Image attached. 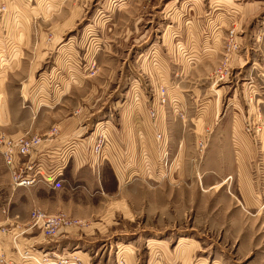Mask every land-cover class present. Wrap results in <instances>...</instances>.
Returning a JSON list of instances; mask_svg holds the SVG:
<instances>
[{
    "label": "rangeland",
    "instance_id": "1",
    "mask_svg": "<svg viewBox=\"0 0 264 264\" xmlns=\"http://www.w3.org/2000/svg\"><path fill=\"white\" fill-rule=\"evenodd\" d=\"M2 7L0 47L15 41L19 52L0 69V134L78 127L87 150L102 139L127 180L114 192L105 165L69 170L51 188L12 190L0 158V227L28 228L31 208L80 220L67 231L73 236L48 246L38 228L18 243L61 258L83 253V264H116L117 250L123 264H264V0H0ZM230 33L238 47L228 79L218 81ZM46 88L54 91L40 93ZM160 88L167 101L151 117ZM125 130L131 139L120 143ZM209 182L232 193L243 184L251 209L228 205L226 187L212 197L203 191ZM98 183L107 194H94Z\"/></svg>",
    "mask_w": 264,
    "mask_h": 264
},
{
    "label": "built area",
    "instance_id": "2",
    "mask_svg": "<svg viewBox=\"0 0 264 264\" xmlns=\"http://www.w3.org/2000/svg\"><path fill=\"white\" fill-rule=\"evenodd\" d=\"M2 10H4L3 7L0 11ZM232 36L233 33H230L229 38L225 40L224 54L215 71L218 81L228 79L230 75L229 56L238 47V44L234 41ZM167 97L166 91L160 88L158 100L150 109L151 117H154L156 114V106L165 105ZM58 132V127L53 126L47 133L42 135L25 134L13 137L0 134V158L12 190L33 188L41 182H50L52 179L62 175L65 169L64 160H60L59 166L53 169L51 166L44 164L39 158V149L46 142L55 140L58 136ZM157 138L161 139L162 137L157 135ZM92 154L97 164L104 161L105 152L102 139H99L97 144H94ZM2 212L6 215L5 209ZM27 225L28 230L38 228L43 239L51 242L63 232L78 229L82 226V222L74 218H69L62 213L50 214L37 208H31ZM24 232L25 230H21V227L17 224L11 229L4 226L0 227V235L10 237L13 250L10 257L2 253L0 256V264H83L77 257L70 259L61 258L54 253L36 251L34 247L20 246L18 238L22 236ZM122 261L123 259L120 256L116 259V264H123Z\"/></svg>",
    "mask_w": 264,
    "mask_h": 264
},
{
    "label": "crops",
    "instance_id": "3",
    "mask_svg": "<svg viewBox=\"0 0 264 264\" xmlns=\"http://www.w3.org/2000/svg\"><path fill=\"white\" fill-rule=\"evenodd\" d=\"M213 46H214V44L210 45L208 52H210V53L213 52V49H214ZM2 47L3 48L0 47V64H1L0 69L2 68V66L4 67L7 65L10 66L11 64H15V62L17 61L16 55H18V52H19L18 43H15V41H14V43H8V44L3 42ZM54 89H56V88H54ZM46 90L48 93V90H50V88L40 89V93H42V91L46 92ZM50 91L53 92L54 90L52 89ZM61 91L62 92H59V93H61V97H59L60 95L58 94V92H56V95L59 99L63 98L66 94V92H64L63 90H61ZM29 92H30V94L39 93V91L37 90L36 87H33V88L31 87ZM46 103L47 104H45V107H49L52 105L55 106L58 104L57 101L54 103H50L47 100H46ZM38 106L42 107L44 105L38 104ZM159 111H161V113H162L163 110L158 109V112ZM161 113L159 114L158 117H162ZM57 127L59 129L57 138L55 140H51L49 142H46L45 144L42 145V147L39 149V152H40L39 158L44 162V164H46L47 166H51V168H53V169H56L59 166L60 160H64L65 169L63 170L61 176H59L55 179H52L50 182H47V181L41 182L38 185H36L35 187H37V186L38 187L42 186V187H47V188L54 187V186H56L57 183L62 181L63 177L65 176V174L69 170H72V173L75 175L80 170H82L84 168L90 170L91 173H95V171H96V173H99V169L106 165L110 168V170H111V172L115 178V181H116V186H115L114 192L119 190V187L122 185L123 182H125L127 180V177H126V174L120 173V171L118 169V164H116L114 159L109 157L106 150H104V152H105L104 161L97 164L95 161V158L92 154V150L89 151L85 147V145H88V144H86L87 138L86 137L84 138L83 134H81V135L76 134L77 132H79L81 130L80 128L76 127V129H78V131L75 130L74 132L69 133L70 131H69V129H67L68 126H66L65 123L62 124V126H57ZM161 130H163V129H161ZM18 133H15V134H12L9 136H13V137L18 136L19 135ZM161 133H162V131H161ZM118 134L120 136V143H122V141H121L122 137H125L124 138L125 142L126 141L129 142L131 139L130 133L126 130L118 132ZM123 175L126 177V180H125V178H123ZM119 177L122 179H120ZM218 184H220V183L219 182L216 184H213L210 182L206 183L205 187H207V190L203 189V191H208V190L211 191V193H212L211 196L213 197L214 195H219V192L226 187V190L228 188V190L226 191V192H228V194H224V197L227 200L228 205H230L231 203L233 204L234 203L233 199H235L238 203L234 204L235 205L234 209H237L238 207H241L242 210H245V208L251 209V203L253 201L249 198H243V195H242L243 190L248 194V190L243 188V184L240 185V183H238L237 186L234 188V191H233L234 193L231 192V187H234V186L231 185L229 188L228 184L227 185L222 184L221 186L217 187ZM35 187H33V188H35ZM191 191H192L191 196L196 197V193H198V186H195L193 189L191 188ZM101 192L103 194H107L104 192L101 183H98V185L96 186V189L94 190V194H99ZM249 196L251 197L250 192H249ZM254 201H257V200H254ZM227 211H229V210H227ZM15 219H17V218H15ZM211 221L212 220L208 217H206V220H204L206 226H208V224ZM16 224L19 225V227H21V230H25V232L23 233L22 236L29 235L31 233V230L24 228V226H22V224H18L17 222H16ZM70 235L73 236L74 233L72 231L63 232L54 241L56 242L59 239L68 238ZM248 237H253V236H248ZM6 238L7 239L0 241V247H1V250L4 251L5 254H7L6 256L10 257V255L13 251L12 250V242H11L10 237L7 236ZM42 241H43L42 243L44 245H47V246L49 245L48 244L49 242L44 240L43 237H42ZM22 246H26V245H22ZM117 251L115 253V260L117 259L118 255L120 254L119 251L118 252ZM77 253H80V252H75V253H73V255H76ZM81 254H82L81 260L85 263L86 258L84 256L86 254H83V253H81ZM127 255H128V252H126V256Z\"/></svg>",
    "mask_w": 264,
    "mask_h": 264
}]
</instances>
